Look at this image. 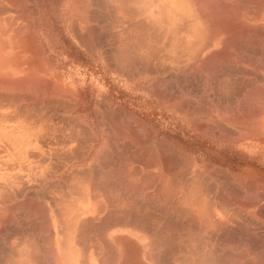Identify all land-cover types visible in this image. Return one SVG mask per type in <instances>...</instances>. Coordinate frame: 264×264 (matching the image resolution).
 I'll return each mask as SVG.
<instances>
[{"label": "rangeland", "instance_id": "rangeland-1", "mask_svg": "<svg viewBox=\"0 0 264 264\" xmlns=\"http://www.w3.org/2000/svg\"><path fill=\"white\" fill-rule=\"evenodd\" d=\"M113 1L92 0L95 32L77 42L60 28L58 0L18 3L38 37L41 69L80 107L71 112L61 99L42 112H0V127L32 128L23 149L0 143V172L64 174L67 197L95 198L110 210L105 219L155 224L144 231L155 234L157 264H264V6L192 0L208 48L198 51L196 38L188 59L174 60L165 54L171 37L121 33Z\"/></svg>", "mask_w": 264, "mask_h": 264}, {"label": "crops", "instance_id": "crops-1", "mask_svg": "<svg viewBox=\"0 0 264 264\" xmlns=\"http://www.w3.org/2000/svg\"><path fill=\"white\" fill-rule=\"evenodd\" d=\"M209 37L204 26L194 42L204 47ZM236 64L254 69L251 62ZM65 177L0 172V264H157L149 245L155 234L144 231L155 224L105 219L110 210L95 198L67 197Z\"/></svg>", "mask_w": 264, "mask_h": 264}, {"label": "bare ground", "instance_id": "bare-ground-1", "mask_svg": "<svg viewBox=\"0 0 264 264\" xmlns=\"http://www.w3.org/2000/svg\"><path fill=\"white\" fill-rule=\"evenodd\" d=\"M201 1H203V0H201ZM201 1L198 0L199 3ZM210 1H212V0H210ZM20 2L22 3V0H0V112H8L7 114H9V112H25V113L29 112V113H32V112H36V108L39 109V112H42L43 110H45L44 108L47 105H49V104L51 105L52 100L54 101V104L58 105V107H59L60 103L64 99H69L72 102V105L70 107L71 112H78V108L80 107V103H79L80 101H78L77 95L74 92L69 91L70 89L66 90V89L60 87L57 84V82L51 81V78L49 77V73H48L50 71V69H47V68L41 69V65H42L41 64L42 61L40 60V54L41 53H40V51L38 52V48L36 45V40H38L37 39L38 37L36 38V35H35L36 32L35 33L31 32V30L28 27V24H25L23 22L24 21L23 16L17 15V13L20 14V10H21L19 8L20 6L18 5V3H20ZM91 2H92V0H58V7L56 9V18L58 19V23L61 25L60 28L62 30H64L65 34L69 35L73 39L74 42H77V40L80 39V34L84 31L86 32V35L88 38H90L92 36V34L95 32L94 31L95 25L93 24L95 15L93 16L94 12H91V11H93V10H91L92 9L91 8L92 7ZM198 2H196V3H198ZM204 2H205V0H204ZM233 3H234V1H233ZM261 3H262V0H261ZM214 4H216V3H214ZM192 5H193L192 0H114L113 4L111 5V8L115 9L117 15H119L120 22L122 23L120 25V27L122 29L121 33L123 30L125 32H128L131 30L135 31L136 29H140V30L145 29L148 33H151L154 37H156V36L161 37L162 35H164V37H171V43H169L170 48H168V50L166 51L165 54H167L166 56H168L169 58H174V60H179L183 57H184V59H188V56L190 54H192L193 51L190 49V44L192 45V42L196 40L198 33H199L197 31V26L199 24L195 23L193 20ZM200 5H202V4H200ZM205 6H206V4H205ZM205 6L203 5L202 7H205ZM219 6L221 7V5H219ZM257 7H258V5H257ZM107 8L109 9V7H107ZM231 8H232V6H231ZM109 10H107V11H109ZM208 10H209V8H208ZM110 11H112V10H110ZM198 11H200V10H198ZM221 11L222 10H220V12ZM213 12H214V10H213ZM223 12H224V10H223ZM259 12H260V10H259ZM47 14H48V12H47ZM109 14L110 13H108V15ZM216 14H217V12H216ZM236 16H237V14H236ZM105 17H107V16H105ZM212 19H214V18H212ZM226 19H228V18H226ZM196 22H198V21H196ZM209 22H212V21H209ZM123 23H126L127 25L124 26ZM116 24H117V22H116ZM212 24H215V23H212ZM238 24H240V23H238ZM238 24H237V26L233 25L234 28L239 27ZM245 24H247V23H245ZM182 25L184 26L183 37L181 35V37L183 39V44H182V47L177 49V48H174V34H177L176 32H179L178 30H179V28H181ZM224 25L228 26L229 24L226 23ZM217 26H219V25H217ZM114 27H113V30H115ZM213 28L215 30V27H213ZM220 28H222V27H220ZM230 28H232L231 25H230ZM101 29H99V30L101 31ZM116 29H119V28L117 27ZM223 29H224V27H223ZM226 30H228V29H226ZM61 32H63V31H61ZM112 32H114V31H112ZM115 32H117V31H115ZM223 32H224V30H223ZM220 33H222V32H220ZM238 33H240V32H238ZM117 34H118V32H117ZM81 36H83V34ZM155 40H157V39H155ZM167 40H169V39H167ZM180 40H181V38H180ZM157 42L158 41H154V44H153L154 47L156 46V44H158ZM159 42H160V40H159ZM208 42L209 41H207V43ZM125 43L127 44V42H125ZM163 43H164V41H163ZM204 43L205 42H203V44ZM209 45L210 44H208V46ZM158 46L159 45H157V47ZM205 46L206 45H204V47H202V46H199V47L205 48ZM206 48H208V47L206 46ZM124 49H126V47ZM151 50H153V47L151 48ZM202 50H204V49H201V51ZM202 52H204V51H202ZM47 91H49V92H47ZM48 93H49V95H46ZM64 107H67V106H64ZM61 109H63L62 106H61L60 110ZM65 109H67V108H65ZM7 114L5 113V117L7 116ZM0 115H1V113H0ZM2 116H3V114H2ZM7 117L9 118V116H7ZM10 117H11V115H10ZM16 119H14V120H16ZM21 120H22V118H21ZM80 120L82 121V118ZM24 121H25V119H24ZM26 123H27V120H26ZM34 123L35 122H33V124ZM39 123H41V122H39ZM42 127H43V125H42ZM0 128H1L0 143H4V144L6 143L5 145H8L11 149H16V148L19 149L21 147L23 149V147H25V145H27V143H24V137L29 136V131H30L29 129L31 127L29 128L27 125H24L23 123H19L14 128L17 131H14V129H11V128H7L5 125H2ZM46 133H48V132H46ZM51 133H53V131ZM46 138H48V137L46 136L45 139ZM54 139H55V137H54ZM72 140L74 141V139H72ZM3 150H5V149H3ZM3 156L6 159H20V158H24L26 156L28 157V155H26V153L22 155L19 153H10V152H8L6 155H3Z\"/></svg>", "mask_w": 264, "mask_h": 264}]
</instances>
